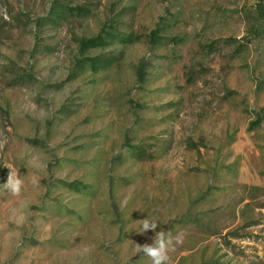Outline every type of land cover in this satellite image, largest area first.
<instances>
[{"label": "rangeland", "instance_id": "374dc122", "mask_svg": "<svg viewBox=\"0 0 264 264\" xmlns=\"http://www.w3.org/2000/svg\"><path fill=\"white\" fill-rule=\"evenodd\" d=\"M258 1L0 0V264H264Z\"/></svg>", "mask_w": 264, "mask_h": 264}, {"label": "clouds", "instance_id": "9594fccd", "mask_svg": "<svg viewBox=\"0 0 264 264\" xmlns=\"http://www.w3.org/2000/svg\"><path fill=\"white\" fill-rule=\"evenodd\" d=\"M30 163L37 166L35 160ZM10 172L5 183L0 184V189L12 196H20L25 188V178L19 174V171H14L9 168ZM31 183L36 185L38 180L35 176L32 177ZM14 219L21 220L18 214H13ZM141 230L139 233H146L152 231L155 233L152 243H145L143 245L135 244V254L143 253L146 257L147 264H172V253L175 252L176 246L184 242L186 233L181 231L173 234L172 231H156L157 221L146 219L140 220ZM143 260V261H145ZM142 261V262H143Z\"/></svg>", "mask_w": 264, "mask_h": 264}, {"label": "trees", "instance_id": "16d2710c", "mask_svg": "<svg viewBox=\"0 0 264 264\" xmlns=\"http://www.w3.org/2000/svg\"><path fill=\"white\" fill-rule=\"evenodd\" d=\"M255 8H256V13H257L258 19L261 21V23L264 26V3L261 0H259L256 4ZM91 42H93V41H91Z\"/></svg>", "mask_w": 264, "mask_h": 264}]
</instances>
